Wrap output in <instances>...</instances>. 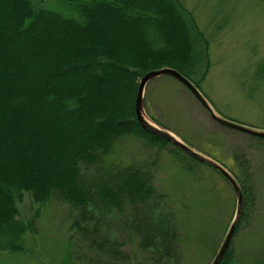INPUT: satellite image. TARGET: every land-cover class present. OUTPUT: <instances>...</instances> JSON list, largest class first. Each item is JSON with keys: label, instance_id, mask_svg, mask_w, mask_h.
<instances>
[{"label": "trees", "instance_id": "16d2710c", "mask_svg": "<svg viewBox=\"0 0 264 264\" xmlns=\"http://www.w3.org/2000/svg\"><path fill=\"white\" fill-rule=\"evenodd\" d=\"M75 6L78 19L32 0H0V253L28 250L33 218L21 219L20 203L29 194L39 206L54 197L68 203L73 226L83 232L87 220L96 232L130 206L128 232L146 262L182 264L180 227L153 173L109 157L130 135L160 149L170 143L138 121L140 81L170 67L202 92L212 66L210 39L183 0H76ZM37 44L45 51H27ZM176 148L192 160V174L205 165ZM232 156L245 197L234 239L256 197L252 161L245 151ZM150 197L157 201L155 216L144 211ZM233 239L221 264H234ZM100 244L111 260L125 254L123 242L111 236ZM66 258L65 264H77L70 251Z\"/></svg>", "mask_w": 264, "mask_h": 264}, {"label": "rangeland", "instance_id": "374dc122", "mask_svg": "<svg viewBox=\"0 0 264 264\" xmlns=\"http://www.w3.org/2000/svg\"><path fill=\"white\" fill-rule=\"evenodd\" d=\"M75 1L32 3L78 19ZM183 2L210 39L212 66L201 87L203 95L224 118L264 130V0ZM33 47L35 50L27 51H45L38 44ZM144 106L149 116L159 119L196 150L219 160L238 180L242 172L232 155L245 151L253 164L256 198L233 239V263L264 264V141L219 123L185 85L169 75L147 84ZM109 160L135 164L153 173L158 193L168 198L180 227L182 264H211L237 208V195L226 178L207 164L198 165L192 174L187 170L192 160L174 144L160 149L133 135L116 144ZM156 207L157 201L150 197L144 211L155 216ZM20 213L27 222L33 218L34 229L26 235L28 250L1 252L0 264H65L68 251L71 262L77 264H153L146 262L138 239L128 232L127 221L133 216L130 206L116 210L114 218L100 223L96 232L94 221L88 224L90 219L83 223L87 226L84 232L74 227L70 206L57 197L39 206L26 194ZM91 236L96 237L97 244H91ZM106 236L123 242L125 254L119 260H111L100 244Z\"/></svg>", "mask_w": 264, "mask_h": 264}, {"label": "water", "instance_id": "95a60500", "mask_svg": "<svg viewBox=\"0 0 264 264\" xmlns=\"http://www.w3.org/2000/svg\"><path fill=\"white\" fill-rule=\"evenodd\" d=\"M169 75L177 80H179L183 85H185L194 95L195 97L208 109L211 116L217 120L222 125H225L227 127L259 136L264 137V130L252 128L234 121H231L229 119L224 118L221 116L212 106V104L208 101V99L203 95V93L199 90L198 87H196L188 78H186L184 75H182L178 70L170 67L161 68L158 70H153L147 72L141 79L137 99H136V113L137 118L141 126L148 132L153 133L155 135H158L168 142L174 144L176 147L181 149L186 154L190 155L194 159H196L199 162L208 164L209 166L217 169L225 178L226 180L231 184L233 187L236 195H237V208L235 212V216L233 218V221L230 225V228L225 236V239L220 246V249L218 253L216 254L213 262L211 264H221L230 244L233 239L234 233L236 231L237 224L240 220V217L242 215L245 197L243 190L237 181V179L230 173L228 169H226L222 164H220L218 161L214 160L212 157L207 156L200 151L196 150L194 147L183 141L180 137H178L176 134H174L172 131L168 130L164 126L158 124L155 122L145 111L144 106V93L146 90L147 84L160 76Z\"/></svg>", "mask_w": 264, "mask_h": 264}]
</instances>
